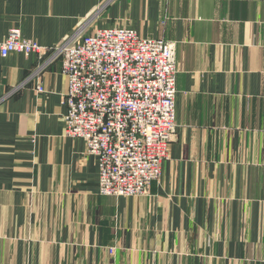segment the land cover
<instances>
[{
  "label": "crops",
  "instance_id": "obj_1",
  "mask_svg": "<svg viewBox=\"0 0 264 264\" xmlns=\"http://www.w3.org/2000/svg\"><path fill=\"white\" fill-rule=\"evenodd\" d=\"M115 26L176 42L162 175L101 194L59 59L0 54V264H264V0H0V41Z\"/></svg>",
  "mask_w": 264,
  "mask_h": 264
},
{
  "label": "built area",
  "instance_id": "obj_2",
  "mask_svg": "<svg viewBox=\"0 0 264 264\" xmlns=\"http://www.w3.org/2000/svg\"><path fill=\"white\" fill-rule=\"evenodd\" d=\"M84 31L46 46L13 27L0 54L58 58L67 81L65 135L84 139L86 153L97 159L99 192L148 195L177 132L176 42L126 26Z\"/></svg>",
  "mask_w": 264,
  "mask_h": 264
}]
</instances>
